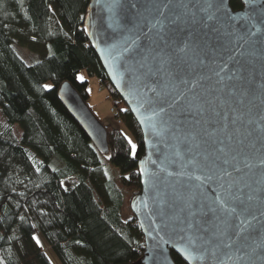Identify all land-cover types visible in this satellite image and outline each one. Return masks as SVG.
Returning a JSON list of instances; mask_svg holds the SVG:
<instances>
[{"label": "water", "instance_id": "95a60500", "mask_svg": "<svg viewBox=\"0 0 264 264\" xmlns=\"http://www.w3.org/2000/svg\"><path fill=\"white\" fill-rule=\"evenodd\" d=\"M208 2L88 1L85 34L143 139L134 264H175L171 250L186 264H264V0H224L231 19H209ZM58 95L106 152V128L72 85Z\"/></svg>", "mask_w": 264, "mask_h": 264}, {"label": "trees", "instance_id": "16d2710c", "mask_svg": "<svg viewBox=\"0 0 264 264\" xmlns=\"http://www.w3.org/2000/svg\"><path fill=\"white\" fill-rule=\"evenodd\" d=\"M88 1L0 0V264H53L35 232L60 264H134L142 254L141 229L124 211V194L141 188L142 134L85 34ZM82 70L104 85L135 155L123 129L106 123L101 152L61 102L58 88L69 82L88 105Z\"/></svg>", "mask_w": 264, "mask_h": 264}, {"label": "rangeland", "instance_id": "374dc122", "mask_svg": "<svg viewBox=\"0 0 264 264\" xmlns=\"http://www.w3.org/2000/svg\"><path fill=\"white\" fill-rule=\"evenodd\" d=\"M78 77H82V79L79 80H87L88 81V93L89 97L87 99L88 105L91 107V109L94 111V114L103 122L106 124L111 125V127H116L119 129V125L113 120L112 112L110 111V108L113 106H110V100L106 97L107 90L105 89L104 85L99 82V80L95 76H88L87 73L82 70L78 73ZM2 122V119L0 117V123ZM121 128L123 129L122 132L127 136L128 140L130 139L132 141V138L130 134L125 130L124 124L122 123ZM120 130V129H119ZM15 134L19 135L20 131L19 128L16 126ZM133 142V141H132ZM134 143V142H133ZM135 144V143H134ZM75 179L73 177H69L62 180V183L65 187H70L74 183ZM131 198V197H130ZM127 194H124V211H127V208H129V200ZM34 237L39 241L38 245L46 252L48 257L50 258L51 262L53 264H60L59 260L51 250L48 243L45 241L44 237L40 232H35Z\"/></svg>", "mask_w": 264, "mask_h": 264}, {"label": "snow or ice", "instance_id": "6c2138e0", "mask_svg": "<svg viewBox=\"0 0 264 264\" xmlns=\"http://www.w3.org/2000/svg\"><path fill=\"white\" fill-rule=\"evenodd\" d=\"M245 3L251 5V4H254L256 3V0H244ZM131 7L132 8H137V5L135 3H132L131 4ZM163 7H168L167 4L163 5ZM156 8H157V11L160 10V5H156ZM261 8L262 10H264V5H261ZM208 9H212L213 12L212 14L209 15V19H212L214 18V16L216 14H223L224 16H227L229 19H231V15L229 13V10L225 7V3H224V0H211V2H208L207 3V6L205 8H202L201 11H205L207 12ZM249 19H251V17H249ZM255 25H253L254 27ZM249 35H255V33H252L250 30H249ZM78 79H82V77H78ZM45 87H51L50 85H45ZM128 143L131 145V148H132V154L135 155L136 154V145L129 139L128 140ZM261 164H264V160H261L260 161ZM191 227V225H189ZM221 235H223L224 233H220ZM215 235V233H214ZM33 239H36L35 237H33ZM37 243H39V241L37 240ZM257 247H259L261 249V252H260V256L261 257H264V244H260V245H257ZM178 252H181L182 250H177ZM256 249H252V252L255 253ZM185 259H190V256H185L184 257Z\"/></svg>", "mask_w": 264, "mask_h": 264}, {"label": "built area", "instance_id": "2783aa9c", "mask_svg": "<svg viewBox=\"0 0 264 264\" xmlns=\"http://www.w3.org/2000/svg\"><path fill=\"white\" fill-rule=\"evenodd\" d=\"M99 82L102 84V82L100 80H99ZM102 86H103V84H102ZM110 111L112 112L113 120L119 125V129H122L120 125L123 123V120H122V118H121V116L119 114V111H118L117 107L116 106H112L110 108Z\"/></svg>", "mask_w": 264, "mask_h": 264}, {"label": "flooded vegetation", "instance_id": "af4514ba", "mask_svg": "<svg viewBox=\"0 0 264 264\" xmlns=\"http://www.w3.org/2000/svg\"><path fill=\"white\" fill-rule=\"evenodd\" d=\"M242 7H243V4H242ZM242 7H241V8H242Z\"/></svg>", "mask_w": 264, "mask_h": 264}, {"label": "clouds", "instance_id": "9594fccd", "mask_svg": "<svg viewBox=\"0 0 264 264\" xmlns=\"http://www.w3.org/2000/svg\"><path fill=\"white\" fill-rule=\"evenodd\" d=\"M103 123V122H102Z\"/></svg>", "mask_w": 264, "mask_h": 264}]
</instances>
